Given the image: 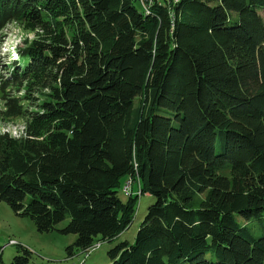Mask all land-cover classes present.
<instances>
[{"label": "trees", "instance_id": "obj_1", "mask_svg": "<svg viewBox=\"0 0 264 264\" xmlns=\"http://www.w3.org/2000/svg\"><path fill=\"white\" fill-rule=\"evenodd\" d=\"M10 25L38 36L0 65V116L26 123L0 134V203L72 257L146 195L108 264H264V0H0V46Z\"/></svg>", "mask_w": 264, "mask_h": 264}, {"label": "rangeland", "instance_id": "obj_2", "mask_svg": "<svg viewBox=\"0 0 264 264\" xmlns=\"http://www.w3.org/2000/svg\"><path fill=\"white\" fill-rule=\"evenodd\" d=\"M4 41L0 46V65L18 63L17 50L24 43L37 39V31H26L22 26L10 25L4 31ZM6 72V71H5ZM3 110L0 101V111ZM26 123L23 119H3L0 116V134H9L13 138H25ZM150 196L138 199L135 218L131 226L113 242H101L88 256L84 253L68 257L66 249L76 240V236H62L57 231L38 233L33 222L24 216H18L5 204L0 203V257L2 264H10L17 254V246L31 252L29 264H108L107 253L121 242L133 243L136 232L144 220L147 208L152 203ZM68 220L57 225L56 230L63 229ZM14 241L16 245H11Z\"/></svg>", "mask_w": 264, "mask_h": 264}, {"label": "built area", "instance_id": "obj_3", "mask_svg": "<svg viewBox=\"0 0 264 264\" xmlns=\"http://www.w3.org/2000/svg\"><path fill=\"white\" fill-rule=\"evenodd\" d=\"M134 1L137 2V3H139V5L141 6V8H142L145 12H148V9H150V7H151V5H152V2H153L154 0H134ZM175 1H176V0H175ZM20 137H21V136H20ZM17 139H18V138H17ZM122 194H123L124 197H127V198H128V197H130V196H132V195H140V191H139L138 189H136V190L134 191V190L132 189V184H131V182H130V181H127V182L124 184L123 188H122ZM10 244H11V245H15L16 243H15L14 241H11ZM96 246L98 247L99 244L96 245ZM96 246H95V247H96ZM95 247H93L92 249H90L89 252L85 254V256H88V255L90 254V252L94 250Z\"/></svg>", "mask_w": 264, "mask_h": 264}]
</instances>
